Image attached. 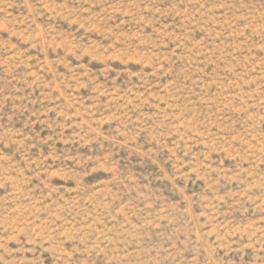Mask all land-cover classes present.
Masks as SVG:
<instances>
[{
  "label": "rangeland",
  "instance_id": "obj_1",
  "mask_svg": "<svg viewBox=\"0 0 264 264\" xmlns=\"http://www.w3.org/2000/svg\"><path fill=\"white\" fill-rule=\"evenodd\" d=\"M0 264H264V0H0Z\"/></svg>",
  "mask_w": 264,
  "mask_h": 264
}]
</instances>
